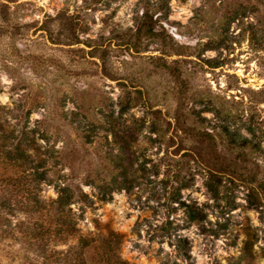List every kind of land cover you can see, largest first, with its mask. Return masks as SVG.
Listing matches in <instances>:
<instances>
[{
	"label": "rangeland",
	"instance_id": "1",
	"mask_svg": "<svg viewBox=\"0 0 264 264\" xmlns=\"http://www.w3.org/2000/svg\"><path fill=\"white\" fill-rule=\"evenodd\" d=\"M0 132V264H264V0H0Z\"/></svg>",
	"mask_w": 264,
	"mask_h": 264
},
{
	"label": "trees",
	"instance_id": "2",
	"mask_svg": "<svg viewBox=\"0 0 264 264\" xmlns=\"http://www.w3.org/2000/svg\"><path fill=\"white\" fill-rule=\"evenodd\" d=\"M0 136H3V132H0ZM4 149H5V151H4ZM4 149H3L4 152L1 156V158L4 162H8L10 160V158L13 156H11V151H10L9 146H6ZM15 150H17V149L15 148ZM21 153L22 152H20L19 154H21ZM0 176H2L1 173H0ZM3 178H5V177H0V182L2 181ZM35 201H36L37 205L41 204L40 201H37V200H35ZM68 202H69L68 190L66 188H60V190H58V196H57L56 200L54 201L53 210L58 214L59 212L63 211L65 206L68 204ZM3 203H4V200L0 202V204H3ZM24 211H26V210H24ZM58 217H59L58 219L61 221L60 225L62 228H59L56 231H54V235L52 233L53 236L59 237V240H61V239L65 240L63 237L76 235L75 241H76V245H77L78 250H83L85 247H87L89 244H91L93 242L92 239H90L86 236L77 234L74 231L69 232L70 220L68 219L67 214L63 215V213H62V215H58ZM42 224H43V222H42ZM46 227H50L49 224ZM63 227H65L64 230H63ZM69 233H71V234H69ZM30 235H32V237L35 238V236L33 234H30ZM78 259H80V258H77V260Z\"/></svg>",
	"mask_w": 264,
	"mask_h": 264
}]
</instances>
